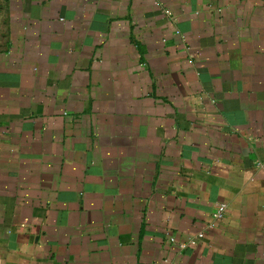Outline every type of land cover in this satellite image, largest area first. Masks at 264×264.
I'll return each instance as SVG.
<instances>
[{
    "label": "crops",
    "instance_id": "0c3cea01",
    "mask_svg": "<svg viewBox=\"0 0 264 264\" xmlns=\"http://www.w3.org/2000/svg\"><path fill=\"white\" fill-rule=\"evenodd\" d=\"M0 264H264V0H0Z\"/></svg>",
    "mask_w": 264,
    "mask_h": 264
},
{
    "label": "built area",
    "instance_id": "2783aa9c",
    "mask_svg": "<svg viewBox=\"0 0 264 264\" xmlns=\"http://www.w3.org/2000/svg\"><path fill=\"white\" fill-rule=\"evenodd\" d=\"M225 211H226V204L225 203H220L216 207V210L214 212V216L216 218H220V217H222L224 215ZM199 236H201V234H199ZM170 241L174 242V238H170ZM191 243L193 244L194 242L192 241ZM179 246H183V245L180 244Z\"/></svg>",
    "mask_w": 264,
    "mask_h": 264
}]
</instances>
